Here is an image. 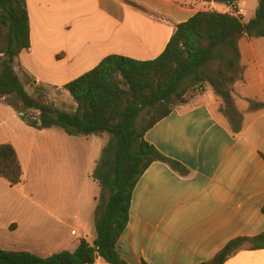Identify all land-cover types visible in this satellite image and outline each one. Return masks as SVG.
<instances>
[{
	"label": "crops",
	"instance_id": "crops-1",
	"mask_svg": "<svg viewBox=\"0 0 264 264\" xmlns=\"http://www.w3.org/2000/svg\"><path fill=\"white\" fill-rule=\"evenodd\" d=\"M25 5L30 46L18 54L13 67L31 95L69 112L76 110L61 106L76 103L64 85L105 56L154 59L178 23L198 11L229 9L220 0H25ZM237 45L240 55L231 69L236 80L228 85L230 103H225L226 119L240 127L238 132L215 106V96H221L213 88L215 93L205 91L203 84L204 92L193 102L175 104L144 134L162 154L182 163L187 173L153 161L138 178L129 219L117 243L119 254L129 264H200L232 238L264 231V36L243 33ZM256 74L257 78L252 76ZM6 99L0 97V143L14 147L22 181L11 185L0 175V249L20 250L16 248L20 245L45 257L63 249L73 251L80 239L92 243L100 193L92 171L86 180L93 184L85 195L88 224L71 228L62 237L72 213L76 218L72 211L77 210V203L56 194L51 210L29 193V182L43 179L46 151L53 149H27L24 127L11 124L14 116ZM76 137L63 139L71 145L68 164L53 162L56 187L74 185L79 153L82 162L92 166L100 157V149L95 151L85 143L78 146L82 150L72 146ZM74 237L78 242L71 241ZM102 260L98 257L94 264H109ZM224 264H264V249L238 251Z\"/></svg>",
	"mask_w": 264,
	"mask_h": 264
},
{
	"label": "trees",
	"instance_id": "trees-1",
	"mask_svg": "<svg viewBox=\"0 0 264 264\" xmlns=\"http://www.w3.org/2000/svg\"><path fill=\"white\" fill-rule=\"evenodd\" d=\"M220 1L236 6L239 0ZM243 33L264 36V0H258L247 22L229 12H196L175 26L164 50L154 59L105 56L95 67L64 85L77 104V110L69 112L35 98L24 88L13 62L30 46L25 0H0V97L8 98L31 127H59L70 136L109 134L91 174L100 186L93 242L80 239L73 251L63 249L45 257L24 250L0 249V264H94L98 257L109 264H129L119 254L117 243L129 219L138 178L153 161L166 162L180 174L187 173L182 163L162 154L144 139V134L169 114L175 97L187 102L182 85L188 77L195 78L197 87L207 81L230 103L228 85L236 80L231 69L238 61L237 41ZM214 61L222 62L229 74L223 70L202 74V68ZM143 110L149 113L148 118L137 125ZM232 129L238 132L240 127L233 124ZM0 175L11 185L22 181V167L10 143H0ZM261 211L264 214V205ZM256 249H264V231L232 238L200 264H224L238 251Z\"/></svg>",
	"mask_w": 264,
	"mask_h": 264
},
{
	"label": "rangeland",
	"instance_id": "rangeland-1",
	"mask_svg": "<svg viewBox=\"0 0 264 264\" xmlns=\"http://www.w3.org/2000/svg\"><path fill=\"white\" fill-rule=\"evenodd\" d=\"M238 2L240 6L236 5L235 9L238 8L243 9V14H239V15L242 17L243 22H247L249 18L254 15L258 0H241ZM229 10L230 9H228V11ZM0 44H2L1 38H0ZM238 68L240 69L241 66H238ZM219 70H223L226 75L229 74V72L224 68V65L219 61L210 62L206 66H204L202 68V74L203 72L204 73L216 72ZM252 76L256 78L258 77L257 74ZM203 84L204 86L205 85L207 86V89L205 91L211 90L213 91V93H215L211 85L207 81H203L200 84L201 87H197L198 84L197 85L195 84V78L188 77L182 85L183 88L185 89V94L183 97L189 100L190 102H193L194 97L204 92L202 91L204 89ZM35 98L38 97L35 96ZM215 98L217 103L215 106L217 107L220 114L224 116L225 120L229 123V126L232 128L233 123L231 124L230 121L227 120L228 119L226 113L227 106L225 101L219 96H215ZM179 103H180L179 99L175 97L173 99L172 105L174 106L175 104H179ZM10 106H11L9 108L10 115L14 116L13 119L11 120L12 121L11 124L14 125L17 124L20 127H24V131L26 134L25 136L26 138H28L27 141L29 144L27 149H35V151L37 149H45V150L53 149L52 151H46V156H47L46 160L48 162V165L42 166V170L46 171L43 172L41 175L43 179L39 180L38 182L30 181L29 183L31 184V187L29 186V193L32 194L36 200L43 203L46 208H49L51 210H53L54 208V197L56 194L61 195L66 202L75 201L77 203V210L72 211V212H76V218H74L75 213H72L73 217L71 219H68L69 225L64 226L61 231L62 237H64L66 236V233L70 232L71 228L78 230L80 228V225L88 224L87 222L89 220L90 215L86 205L85 195L88 194L87 192L90 190V188H92L93 184L92 181H89V183L87 182L88 181L87 176H88V172L94 171L95 164L92 166L91 163L86 164L85 162H82V157H81L82 154L79 153L78 160L76 162V170L78 172V176L74 182V185H62L61 187L54 186L53 162L54 163L56 162V164H61L63 167L64 165L68 164L66 160H68L67 158L69 157L68 151L71 145L68 144L69 140L64 141L63 139H68V136L70 135H67L59 127H52L47 129H37L31 127L24 121V118L18 113V110L13 105ZM61 107L70 108V109L72 108L73 110L74 109L77 110V108H75L76 104L72 107H69V105H62ZM148 115L149 113H147L146 110L141 111L139 116L137 117V125H140L142 121H145L148 118ZM4 117L6 118L7 115H4ZM17 130H18L17 128L14 129V133L18 132ZM76 136L77 137L73 140L75 142L74 144H72V146H77V149H81L78 146L85 143L89 146L90 149H95V151L100 149L98 153L96 152L99 156H101V152H102L101 147L102 146L104 147L109 140V134L107 133H92L89 135H76ZM24 149L26 148L24 147ZM93 187L96 188V186ZM104 196L105 197L108 196V191L104 192ZM67 213H69V211ZM71 241L78 242V239L74 237ZM16 248L22 250L23 247L17 245ZM23 250L25 251L27 249H23ZM102 263L105 262H103L102 260Z\"/></svg>",
	"mask_w": 264,
	"mask_h": 264
},
{
	"label": "built area",
	"instance_id": "built-area-1",
	"mask_svg": "<svg viewBox=\"0 0 264 264\" xmlns=\"http://www.w3.org/2000/svg\"><path fill=\"white\" fill-rule=\"evenodd\" d=\"M229 5V13L232 14V15H235V16H240L239 14H243V9L242 8H238V9H235L236 6H233L231 4H228ZM72 234H76L75 230H72L71 231Z\"/></svg>",
	"mask_w": 264,
	"mask_h": 264
}]
</instances>
